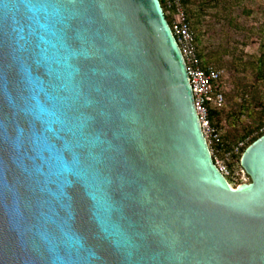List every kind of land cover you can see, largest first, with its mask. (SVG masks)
<instances>
[{
  "label": "water",
  "instance_id": "obj_1",
  "mask_svg": "<svg viewBox=\"0 0 264 264\" xmlns=\"http://www.w3.org/2000/svg\"><path fill=\"white\" fill-rule=\"evenodd\" d=\"M241 166L160 0H0V264H264V134Z\"/></svg>",
  "mask_w": 264,
  "mask_h": 264
},
{
  "label": "crops",
  "instance_id": "obj_2",
  "mask_svg": "<svg viewBox=\"0 0 264 264\" xmlns=\"http://www.w3.org/2000/svg\"><path fill=\"white\" fill-rule=\"evenodd\" d=\"M260 4L256 5L251 0H194L191 4V24L203 65L225 68L231 76H228V79H231L226 78L227 80L222 83L227 103L221 110V115L213 121L217 127L227 131L229 143L236 140L235 132L240 130L237 119L243 111L237 109V106L241 107L243 93H246L240 85L241 78L238 76H249L252 84L255 79L259 87L256 91L261 93L256 99L258 106L253 109L254 104L247 100L246 109L256 110L258 117L263 116L258 121L248 117L253 119L252 128L264 125V82H259V79L256 81L260 61H263L264 55V0ZM246 20L249 21L248 25L244 24ZM243 28L245 41H241L237 35ZM233 81L235 84L238 82L239 86L232 87V93L229 83ZM247 97L246 93L245 98ZM242 106L245 108V105Z\"/></svg>",
  "mask_w": 264,
  "mask_h": 264
},
{
  "label": "built area",
  "instance_id": "obj_3",
  "mask_svg": "<svg viewBox=\"0 0 264 264\" xmlns=\"http://www.w3.org/2000/svg\"><path fill=\"white\" fill-rule=\"evenodd\" d=\"M167 5L172 11L170 26L186 61L195 106L212 150V146L216 147L218 144H222L225 139L223 130L211 121L210 108L222 110L225 107L226 94L222 83L227 77V71L225 68L203 65L196 42V34L192 29L183 0H168ZM261 131H264V126ZM249 141V137L241 139L231 145L223 156L216 154L215 162L227 178L232 176L233 160L243 153L242 151ZM212 153L214 154L213 150Z\"/></svg>",
  "mask_w": 264,
  "mask_h": 264
},
{
  "label": "rangeland",
  "instance_id": "obj_4",
  "mask_svg": "<svg viewBox=\"0 0 264 264\" xmlns=\"http://www.w3.org/2000/svg\"><path fill=\"white\" fill-rule=\"evenodd\" d=\"M191 1H194V0H191ZM251 1L253 3H255L256 5H258V4L261 5L260 2L262 0H251ZM259 7H262V6H259ZM246 21H244V24L246 23V25H248L249 24V21H247V22ZM263 25H264V14H263ZM244 29L245 28L240 29V33L239 34L236 33L238 35V38L240 37V40L241 41H245L244 40V38H245ZM263 34H264V27H263ZM249 41L252 42L251 40H249ZM226 71H227V69H226ZM228 73H229V71H227V77H226L227 79H228V76H230ZM238 77L241 78L240 85L242 86V89L248 94V97L245 98L246 93H243L242 102H240L241 103V107L240 106H237V109L240 108L239 110H241V112L243 111V114H241L239 116V118L237 119L239 121L238 125L240 126V130H238L237 132L234 131L235 132V135H236L235 136V139L236 140H234V141L232 140L231 143H229L228 142L229 140H228V137H227V135H228L227 134V131L224 128H222V130L224 132V135H225L224 138H225V140H227V142L230 145H233L234 143L240 141L246 135V131L248 129H252V125L254 124L253 123V119H250L248 117L254 118L257 121L260 120V119H262V117H263L262 115L260 117H258L256 110H253V109L257 108V106H258L257 105L258 104V101L256 100L257 99V96H260L261 95V93L259 91L258 92L256 91V88H259V87L257 86V83L255 82V79H253V84H252L250 82L252 79L249 76L248 77H245L244 75H241V76H238ZM229 79H231V78H229ZM256 81H258V78H257ZM229 84H230L229 87H231V92L232 93H233V88L232 87H234L235 85L239 86V83L236 82V84H235V81H233V82H231ZM247 100H249V103L251 102L250 104H254V108L252 110H251V108H250V110L246 109V101ZM242 105H245V108ZM259 107H261V106H259ZM258 112H260V110H258ZM250 122H251V124H250ZM254 134H255V132L252 133V134H250V135L245 136V138L249 137L250 139H252ZM231 168H232V176H231V178L233 180V183H231L232 187L236 188L240 184L250 182L247 173L244 171V169L242 168V166H240L239 162L237 161V158H235V160H233V163H232Z\"/></svg>",
  "mask_w": 264,
  "mask_h": 264
},
{
  "label": "trees",
  "instance_id": "obj_5",
  "mask_svg": "<svg viewBox=\"0 0 264 264\" xmlns=\"http://www.w3.org/2000/svg\"><path fill=\"white\" fill-rule=\"evenodd\" d=\"M160 1H161V4H162L163 8H164L166 17H167V19H168V21L170 23L171 22V19H172V11H170V9L168 8V5H167V1L168 0H160ZM183 4L185 6V9H186L188 18L191 20V4H192V1L191 0H183ZM258 79H259V82H264V55H263V61H260V65H259V69H258ZM220 115H221V110H216V109H214L212 107L210 108V117H211V121H212L213 124H214V122H213L214 119L215 118H218ZM263 126L264 125H262V126L259 125V126H256V127L252 128V129H248L246 131V135L245 136L250 135V134H252V133L255 132V134L253 135V138L250 139V141H249L248 145L246 146V148L251 143H253L255 140H257L259 137H261L264 134V131H261V128ZM245 136L242 139H246ZM230 147H231V145L225 139H224V141H223L222 144H218L216 147H213L212 146V150L214 151V154H213L214 160H215L216 154H218L220 156H223V154L226 151H228L230 149ZM246 148L243 149V151H242L243 153H244V151H245ZM242 154H240L237 157V161L239 162L240 166H241V157H242ZM248 178L251 181V179H250L249 176H248ZM228 180H229L230 183H233V180H232L231 177H228Z\"/></svg>",
  "mask_w": 264,
  "mask_h": 264
}]
</instances>
